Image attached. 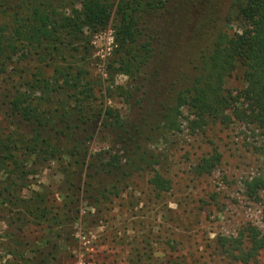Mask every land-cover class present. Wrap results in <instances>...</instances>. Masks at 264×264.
<instances>
[{
	"label": "trees",
	"instance_id": "trees-1",
	"mask_svg": "<svg viewBox=\"0 0 264 264\" xmlns=\"http://www.w3.org/2000/svg\"><path fill=\"white\" fill-rule=\"evenodd\" d=\"M236 19L247 28L230 33ZM109 25L116 48L108 69L129 83L113 87L105 98L115 94L130 105L141 94L132 106L142 108L146 99L154 106L135 123L104 108V96L96 95L100 84H93L84 69L91 37ZM158 54L173 67L165 82L152 67ZM236 71L243 88L232 94L224 84ZM155 87L161 92L153 101ZM0 91L2 191L36 175L30 167L52 165L63 176L64 191L58 210L47 187L45 195H33L0 248L14 264H58L61 231L81 213L82 188L89 210L119 195L131 173L150 168L148 142L179 131L183 111L199 125H227L229 113L237 110L241 121L264 132V0H0ZM219 159L217 153L202 159L196 173H208ZM149 183L158 192L169 190L156 172ZM246 188L256 196L264 182L254 178ZM28 225L37 230L28 232ZM43 225L45 235L38 229ZM31 232L33 241L27 240ZM251 243L243 261L264 250V236Z\"/></svg>",
	"mask_w": 264,
	"mask_h": 264
},
{
	"label": "rangeland",
	"instance_id": "rangeland-1",
	"mask_svg": "<svg viewBox=\"0 0 264 264\" xmlns=\"http://www.w3.org/2000/svg\"><path fill=\"white\" fill-rule=\"evenodd\" d=\"M210 16L203 22V34ZM246 28L236 19L229 30L233 33ZM90 48L84 69L93 84H100L96 95L104 96L105 109L116 110L125 120L135 123L140 114L154 108L148 99L142 108L132 106L143 97L141 94L130 105L115 94L105 98L113 87H127L129 83L128 77L114 75L108 69L116 48L111 25L91 37ZM161 55L156 56L152 67L161 73L158 80L165 82L163 77L173 67L166 66L168 60ZM147 71L154 72L149 67ZM240 78V72L233 73L224 84L225 90L236 94L243 88ZM145 86L149 90L146 81ZM156 92L161 89L155 87L150 93L153 101ZM238 109L243 111L241 106ZM236 113L237 110L229 113L227 125L210 121L199 125L183 111L179 131L148 142L145 153L151 161L150 168L131 173L119 186V195L112 194L98 208H87L83 187L79 194L81 213L61 231L58 244L63 258L58 264H77L79 257L85 264H264V250L247 261L241 255L248 252L255 236H264V189L255 196L246 188V182L254 178L264 182V132L241 121ZM2 119L0 115L3 125ZM101 123L102 116L93 124L94 132ZM92 146L95 150L99 147ZM215 153L220 156L219 163L208 173L198 175L196 166ZM31 169L36 175L15 181L17 186L9 192L2 191L5 183L0 173V239L10 238L18 226L12 220L19 212L24 213L33 195H45V187L54 194L56 210L63 202V176L56 167ZM154 172L169 182L167 192H158L149 183ZM26 229L30 232L37 227L28 225ZM38 229L46 234L45 225ZM78 230L84 233L87 245L78 243ZM28 237L33 241L35 234L28 233Z\"/></svg>",
	"mask_w": 264,
	"mask_h": 264
},
{
	"label": "built area",
	"instance_id": "built-area-1",
	"mask_svg": "<svg viewBox=\"0 0 264 264\" xmlns=\"http://www.w3.org/2000/svg\"><path fill=\"white\" fill-rule=\"evenodd\" d=\"M76 238L78 240V243H80L81 245H87L89 242L86 240V237L84 235V233H82L81 230H78L77 234H76ZM77 264H85L82 260L81 257H79V260L77 262Z\"/></svg>",
	"mask_w": 264,
	"mask_h": 264
},
{
	"label": "crops",
	"instance_id": "crops-1",
	"mask_svg": "<svg viewBox=\"0 0 264 264\" xmlns=\"http://www.w3.org/2000/svg\"><path fill=\"white\" fill-rule=\"evenodd\" d=\"M2 241V240H0ZM9 262V264H14L13 258L6 255L3 250L0 248V264H6Z\"/></svg>",
	"mask_w": 264,
	"mask_h": 264
}]
</instances>
